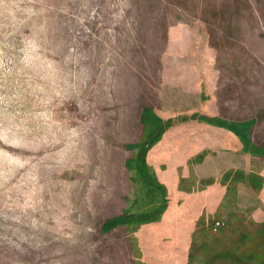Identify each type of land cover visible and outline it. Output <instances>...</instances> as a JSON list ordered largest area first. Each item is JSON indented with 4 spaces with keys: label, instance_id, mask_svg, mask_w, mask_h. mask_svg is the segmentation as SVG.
<instances>
[{
    "label": "rangeland",
    "instance_id": "rangeland-1",
    "mask_svg": "<svg viewBox=\"0 0 264 264\" xmlns=\"http://www.w3.org/2000/svg\"><path fill=\"white\" fill-rule=\"evenodd\" d=\"M144 155L167 208L226 188L190 241L156 228L167 208L140 219L160 201ZM182 249L180 264L264 258V0H0V264Z\"/></svg>",
    "mask_w": 264,
    "mask_h": 264
},
{
    "label": "crops",
    "instance_id": "crops-1",
    "mask_svg": "<svg viewBox=\"0 0 264 264\" xmlns=\"http://www.w3.org/2000/svg\"><path fill=\"white\" fill-rule=\"evenodd\" d=\"M231 135L232 134H229L230 138H231ZM225 140L226 139L224 138L223 142L226 144L232 143L230 141L226 142ZM227 152H228L227 155L223 154V157H224L223 165H236L240 163V160H241L240 155L243 154L241 149L236 150L237 156L232 155L233 156L232 158L230 154L233 151L228 150ZM166 181H169V180L166 179ZM171 192H172V198L170 200L169 207L166 209V212L164 213L158 225H156V228L158 230L164 229V227L166 229H171L175 234H173L174 238L173 236L169 237L170 240L181 241L180 239H183L184 241L187 239V241H190L191 239L189 240V237L191 233L194 231V228H195L194 226L196 225L197 219L200 216V214L204 211L206 212V209L207 211H213L214 209H216L218 204H220V202L224 199L226 188L225 187H215L211 191H206L204 195L198 198L200 202H199V207H196V209L192 208L193 206L191 208L188 207L189 205H193L194 203L188 204L186 200H182V201L179 200L178 197L184 193L178 192L177 190H174ZM239 196H241V193H239ZM190 209H191L190 215L184 214V213L181 214L183 210H187L189 212ZM193 219L196 220L195 223H193L192 221ZM178 252L179 251H177L176 255L174 256V262L176 260L180 264L181 258L183 262L186 259V256H185L186 249H182L179 252V255H178ZM164 257H165V254L161 255L160 260L163 259Z\"/></svg>",
    "mask_w": 264,
    "mask_h": 264
},
{
    "label": "trees",
    "instance_id": "trees-1",
    "mask_svg": "<svg viewBox=\"0 0 264 264\" xmlns=\"http://www.w3.org/2000/svg\"><path fill=\"white\" fill-rule=\"evenodd\" d=\"M170 122H165V125H168ZM163 126V128H164ZM145 155H146V151H145ZM145 155H144V160L142 163V174L144 176L146 180V185L148 186V188H153L154 191H158V193L160 194V201L158 203V205L151 211H147L145 214L140 215V219H145L146 216L150 217L149 220H156L159 219L162 215L163 212L165 211V209L168 206V202H169V196H168V190L165 184H163L155 175L154 172H151L146 165V160H145ZM252 178V182H253ZM256 181V180H255ZM254 183V182H253ZM146 215V216H143ZM208 218H206L205 220H207ZM194 239V237H193ZM243 264H264V258H261V260L256 261V263L249 261L247 263H243Z\"/></svg>",
    "mask_w": 264,
    "mask_h": 264
}]
</instances>
